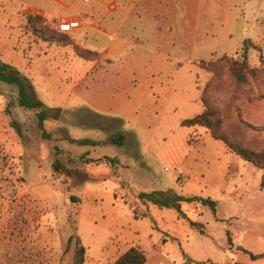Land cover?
<instances>
[{
  "label": "rangeland",
  "instance_id": "rangeland-1",
  "mask_svg": "<svg viewBox=\"0 0 264 264\" xmlns=\"http://www.w3.org/2000/svg\"><path fill=\"white\" fill-rule=\"evenodd\" d=\"M133 1L101 14L104 26ZM33 3L0 0V61L33 78L45 108L61 116L45 123L44 138L36 113L18 106L17 87L0 82V264H74L78 239L86 264H112L132 241L149 264H264L252 258L264 256L263 172L207 129L182 125L204 112V95L224 135L264 151V0H139L123 33L134 44L91 62L72 61L24 26ZM246 40L254 46L244 63ZM232 60L246 66L245 84L231 77ZM66 72L73 80H62ZM117 134L124 146L103 144ZM57 161L71 174L57 175ZM156 191L211 199L217 212L184 204V220L138 198Z\"/></svg>",
  "mask_w": 264,
  "mask_h": 264
},
{
  "label": "trees",
  "instance_id": "trees-1",
  "mask_svg": "<svg viewBox=\"0 0 264 264\" xmlns=\"http://www.w3.org/2000/svg\"><path fill=\"white\" fill-rule=\"evenodd\" d=\"M28 25L34 30L36 34L39 35L38 39H45L47 43L60 46H67L71 43L70 38L67 34H63L61 32L56 33L55 31L53 34H51L50 29L45 26V20L41 17H29ZM45 40L43 41L45 42ZM251 46H254L253 41L246 40L244 42L242 48V58L244 63H247L248 61L249 54L251 52ZM75 53L81 59L89 62L93 61L92 59L97 57V53L86 49H79L77 47L75 48ZM230 74L234 81L238 84H245L248 81L249 73L247 72L246 66L238 61H230ZM0 82L17 87L18 106L24 110L35 112L39 120V126L43 131V137L50 138V135L46 132L45 123L52 119L58 120L61 116L59 113L60 111L56 114V116L52 117V115L50 114V110H47L45 108L44 103L38 97L32 81L24 76L18 69L2 61H0ZM201 102L204 107V112L192 119L183 121L182 125L189 128L200 127L207 129L210 132L211 136L215 140L223 142L227 149L233 155L238 156L242 160L253 164L258 170L262 171L263 177L261 188L264 189V151L256 152L246 147L242 143L233 142L228 136L222 133L224 127V119L221 112L204 95L202 96ZM125 141L126 137L124 134H117L103 144H111L122 147L124 146ZM70 142L79 144L81 146H99L102 144L90 140L76 141L70 139ZM56 152H59L58 148L56 149ZM103 161L112 168H115L117 165H119L118 159L105 157L99 162ZM54 170L59 173L62 172L69 175L71 174V172L68 169L64 168L62 163L58 161L54 165ZM138 198L140 201L156 206L160 210H175L176 212H178L179 217L184 220L188 219L182 211V207L184 204L199 203L204 206H208L214 213L217 212V202L211 199L189 198L178 195L173 191H156L148 194L142 193ZM146 216L147 215L140 216L139 214L135 213V219L137 220ZM191 225L194 228H197L201 233L205 232V227L203 225H199L195 222H191ZM72 242L73 239L70 238L68 241L67 250H69ZM86 258L87 249L82 244L81 240L78 239L76 242L74 253V264H86ZM252 258L259 259L264 258V256H252ZM147 259L148 258L146 251H144L139 246H133L125 254L120 256L119 259L113 264H147Z\"/></svg>",
  "mask_w": 264,
  "mask_h": 264
},
{
  "label": "crops",
  "instance_id": "crops-1",
  "mask_svg": "<svg viewBox=\"0 0 264 264\" xmlns=\"http://www.w3.org/2000/svg\"><path fill=\"white\" fill-rule=\"evenodd\" d=\"M118 1L90 0L89 2H84L81 0H34L33 5L23 10V17L21 21L24 26H27L29 17H41L45 20V26L53 27L56 29H58V23L63 20L79 21L81 23V28L70 34L69 38L72 39V42L75 45L99 54L100 58L102 59L103 57H111L114 53H118L121 46L124 47L125 45L128 46L134 44L133 41L126 39L123 36V33L128 26V22L130 21L132 14H134V12L136 11L139 0L133 1V5L131 6L128 13L124 14L122 12V16L120 17L118 22L108 24V26H104V21L100 20L101 14L103 16L107 12L111 11V8L113 11L121 13L120 9H118V7H120V3H118ZM112 20H114V18ZM100 21L103 24H99ZM106 21L107 20H105V22ZM42 42L44 41L40 40V43H38L37 46L40 47ZM102 42H104L105 45H103L104 43ZM54 47L59 48V50L63 49L66 52H71L70 58L72 61L79 58L75 54L73 44H69L63 47L55 45ZM28 59L31 60V58ZM93 63L96 64V62ZM35 66L36 65H32V67L36 69ZM74 73L75 75L77 74L76 71ZM67 78L73 80L74 76H69L68 72H66L62 75V80ZM31 80L34 79L32 78ZM73 95L77 96L75 94ZM69 98L70 97H68L64 103L65 108ZM98 108H100V106H98ZM58 174L60 173L57 172V175ZM133 243L134 242L132 241L131 244L127 246V248L124 246L122 248V253L120 254V256L125 254L132 246L138 245ZM88 251H91L90 248H88ZM118 251L119 248L114 247L112 251H110L109 257L111 258L114 254L116 255ZM119 257L117 259H119ZM147 258V264H149L150 256L147 255ZM94 260L97 261L100 259L95 258Z\"/></svg>",
  "mask_w": 264,
  "mask_h": 264
},
{
  "label": "built area",
  "instance_id": "built-area-1",
  "mask_svg": "<svg viewBox=\"0 0 264 264\" xmlns=\"http://www.w3.org/2000/svg\"><path fill=\"white\" fill-rule=\"evenodd\" d=\"M84 2H89L90 0H81ZM58 30L59 32L63 33V34H72L75 31H77L78 29L81 28V23L79 21H67V20H63L61 22L58 23Z\"/></svg>",
  "mask_w": 264,
  "mask_h": 264
}]
</instances>
